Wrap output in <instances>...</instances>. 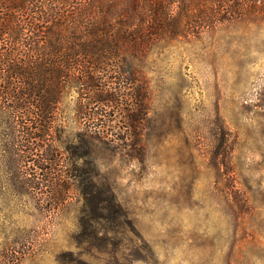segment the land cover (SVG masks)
<instances>
[{
	"label": "rangeland",
	"instance_id": "1",
	"mask_svg": "<svg viewBox=\"0 0 264 264\" xmlns=\"http://www.w3.org/2000/svg\"><path fill=\"white\" fill-rule=\"evenodd\" d=\"M154 51L124 74L147 88L134 140L144 161L116 144L95 148L92 199L72 187L60 205L50 178L17 192L0 130V264H264V21ZM79 100L70 89L58 126L80 152L88 144L77 133L93 119ZM105 115L121 137L118 113Z\"/></svg>",
	"mask_w": 264,
	"mask_h": 264
},
{
	"label": "trees",
	"instance_id": "2",
	"mask_svg": "<svg viewBox=\"0 0 264 264\" xmlns=\"http://www.w3.org/2000/svg\"><path fill=\"white\" fill-rule=\"evenodd\" d=\"M251 21H264V0H0V130L17 192L40 190L50 178L60 205L72 187L92 199L95 148L116 144L121 154L145 158L144 145L134 140L146 117L147 88L124 75L138 70L132 61ZM111 72L121 75L110 78ZM73 88L79 114L93 119L77 133L88 144L80 152L58 126L59 105ZM107 111L118 113L121 137L107 132L115 121L105 119ZM55 135L64 147L53 144ZM108 199L119 214L112 190Z\"/></svg>",
	"mask_w": 264,
	"mask_h": 264
}]
</instances>
